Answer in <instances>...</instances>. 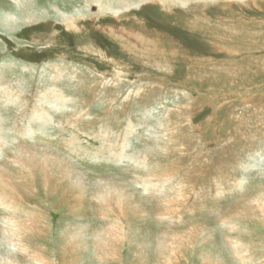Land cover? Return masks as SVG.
I'll return each instance as SVG.
<instances>
[{"label": "rangeland", "instance_id": "rangeland-1", "mask_svg": "<svg viewBox=\"0 0 264 264\" xmlns=\"http://www.w3.org/2000/svg\"><path fill=\"white\" fill-rule=\"evenodd\" d=\"M103 1L0 0V264H264V0Z\"/></svg>", "mask_w": 264, "mask_h": 264}, {"label": "bare ground", "instance_id": "bare-ground-1", "mask_svg": "<svg viewBox=\"0 0 264 264\" xmlns=\"http://www.w3.org/2000/svg\"><path fill=\"white\" fill-rule=\"evenodd\" d=\"M86 1H88V2H92V1H94L95 3H97V5L100 7V11H102V10H104V11H106V12H109L110 11V8H108L107 6V4H106V2H104L103 0H86ZM142 1V0H141ZM145 1H148V0H145ZM149 1H151V0H149ZM178 1H184L185 3H188V2H195V1H209V0H178ZM223 1V0H222ZM25 2V1H24ZM116 2V1H115ZM127 2V1H126ZM125 2V3H126ZM172 2V1H171ZM176 2V1H175ZM211 2V1H210ZM128 3V2H127ZM205 3V2H204ZM208 3V2H207ZM170 4V3H169ZM30 4H28V3H23V2H19L18 3V8H19V11L21 12V14H20V16L18 17V16H14V17H12V16H9V15H6V16H4V18H2V27L4 28V29H12V28H16L20 23L19 22H23V23H25V22H27V24L29 25L30 24V22H33L35 19H34V17H35V15H36V11H34V10H32L31 9V5L29 6ZM34 5V4H33ZM245 5H246V3H245ZM137 6V5H136ZM98 7V8H99ZM126 7V6H125ZM191 10V9H190ZM119 10H117V11H113V12H116L115 13V15H118L119 14V12H118ZM195 12V11H194ZM101 12H99V14H100ZM103 15H104V13H102ZM40 16V15H39ZM61 18H62V21L64 20V24H65V26H67V28L70 30H72V29H77L76 28V26H75V21H76V19L75 18H73V17H71V18H65V17H63V15L61 16ZM29 22V23H28ZM0 80H1V78H0ZM6 86V85H5ZM16 87V86H15ZM5 91V90H4ZM10 91V90H9ZM57 91V89L55 88V89H48V92H53L55 95H58V93L56 92ZM3 92V91H2ZM11 94H12V92H11ZM8 95V94H7ZM2 98V97H1ZM4 99V98H3ZM42 112V111H41ZM40 113V112H39ZM44 113V112H43ZM42 117V116H41ZM45 120V119H44ZM3 141H0V143H2ZM2 144H4V143H2ZM0 147H2V146H0ZM1 151V150H0ZM123 157V156H122ZM17 160V159H16ZM23 162V161H22ZM45 163H47V161H44ZM244 184V183H243ZM80 186V185H79ZM81 187V186H80ZM77 188H79V187H77ZM81 189V188H80ZM78 191V190H77ZM104 195V194H103ZM108 197H109V194H108ZM123 197V196H122ZM110 198V197H109ZM113 198V197H112ZM114 199V198H113ZM120 200V199H119ZM108 201V200H107ZM114 202V201H113ZM110 203V202H109ZM135 204V203H134ZM9 207V206H8ZM140 208V207H139Z\"/></svg>", "mask_w": 264, "mask_h": 264}]
</instances>
